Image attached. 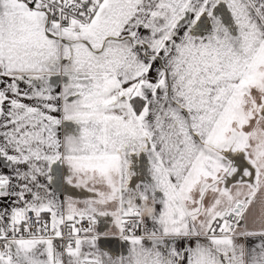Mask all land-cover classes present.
Returning <instances> with one entry per match:
<instances>
[{
	"label": "snow or ice",
	"instance_id": "1",
	"mask_svg": "<svg viewBox=\"0 0 264 264\" xmlns=\"http://www.w3.org/2000/svg\"><path fill=\"white\" fill-rule=\"evenodd\" d=\"M0 264H264V0H0Z\"/></svg>",
	"mask_w": 264,
	"mask_h": 264
}]
</instances>
